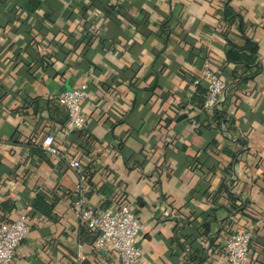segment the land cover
Instances as JSON below:
<instances>
[{"label": "crops", "instance_id": "crops-1", "mask_svg": "<svg viewBox=\"0 0 264 264\" xmlns=\"http://www.w3.org/2000/svg\"><path fill=\"white\" fill-rule=\"evenodd\" d=\"M246 38L250 67L226 59ZM205 62L228 84L217 128L192 84ZM82 84L88 126L67 133L56 95ZM82 173L88 207L146 225L139 264H228L241 228L264 264V0H0V223L30 224L12 264H105L70 209Z\"/></svg>", "mask_w": 264, "mask_h": 264}, {"label": "built area", "instance_id": "built-area-1", "mask_svg": "<svg viewBox=\"0 0 264 264\" xmlns=\"http://www.w3.org/2000/svg\"><path fill=\"white\" fill-rule=\"evenodd\" d=\"M203 79L206 93L202 101V108L207 111L215 109L219 97L228 87L226 81L205 62L200 78L192 81L197 85ZM86 97L84 84L64 89L56 95V100L65 108L67 120L65 130L67 133L85 131L88 122L83 113V100ZM35 141L34 138L31 139ZM55 136L47 133L40 142V147L50 153H55ZM67 164L74 169H79L81 163L78 159H69ZM84 173L79 175L75 186L76 197L71 203V211L79 222L95 233L93 247L104 252L105 264H139L141 249L137 236L146 229L135 213L127 205L115 208L97 207L86 205ZM261 220L255 223L258 225ZM30 224L25 212L10 221L0 223V264H12L14 253L19 243L27 237ZM253 228H241L230 234L225 244V258L228 264H250V243Z\"/></svg>", "mask_w": 264, "mask_h": 264}, {"label": "trees", "instance_id": "trees-1", "mask_svg": "<svg viewBox=\"0 0 264 264\" xmlns=\"http://www.w3.org/2000/svg\"><path fill=\"white\" fill-rule=\"evenodd\" d=\"M28 2H30V1H28ZM28 2H27V5H28ZM30 3L33 5L32 7H35V4L38 2L37 1L36 2L31 1ZM225 7H227V5H225ZM246 42L247 43L245 44L246 45L245 47H234L233 49L228 50L226 52V59L228 61H233V62H242L247 67H250L251 65H253V63L255 62L254 60L257 57L258 45L256 42L252 41L249 38H246ZM247 79H249V78L246 77L243 79V81H245ZM197 89L201 90L202 101H203L204 95L206 93V89L201 87V86H198ZM201 104H202V102L198 101V104H196V105H197V107H200ZM211 113L212 114H211L210 118H212V120L208 123V125H211V126H214L215 128H217L219 126L220 122H222L225 119L224 112L218 111L217 109H213L211 111ZM182 117H183V115H179L177 117V119H180ZM230 195H231V197H233L232 194H230ZM32 205L35 209L40 210L45 214L50 213V211L53 207L52 203H48L40 197H37L33 201ZM234 210L235 211H242L243 208H242V206H235Z\"/></svg>", "mask_w": 264, "mask_h": 264}]
</instances>
